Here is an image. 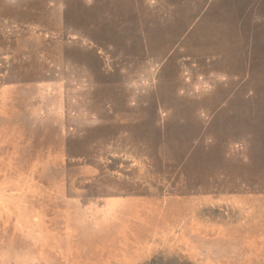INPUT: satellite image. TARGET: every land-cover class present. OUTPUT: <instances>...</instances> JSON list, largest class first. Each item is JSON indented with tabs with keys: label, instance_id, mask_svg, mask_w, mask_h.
I'll return each instance as SVG.
<instances>
[{
	"label": "rangeland",
	"instance_id": "1",
	"mask_svg": "<svg viewBox=\"0 0 264 264\" xmlns=\"http://www.w3.org/2000/svg\"><path fill=\"white\" fill-rule=\"evenodd\" d=\"M158 256L264 264V0H0V264Z\"/></svg>",
	"mask_w": 264,
	"mask_h": 264
},
{
	"label": "trees",
	"instance_id": "2",
	"mask_svg": "<svg viewBox=\"0 0 264 264\" xmlns=\"http://www.w3.org/2000/svg\"><path fill=\"white\" fill-rule=\"evenodd\" d=\"M165 260H166V259H165L163 256H158V257H154V258H152L151 260L147 261V262L144 263V264H167V263L165 262ZM174 260H175V259H174ZM177 262H178V260H177L176 262L171 260V263H172V264H176ZM180 263H182V264H193L192 262L182 261V260H181Z\"/></svg>",
	"mask_w": 264,
	"mask_h": 264
}]
</instances>
